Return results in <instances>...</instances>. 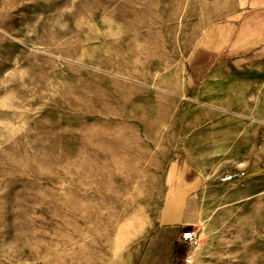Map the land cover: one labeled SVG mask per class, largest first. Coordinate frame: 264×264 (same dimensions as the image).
Wrapping results in <instances>:
<instances>
[{
	"label": "rangeland",
	"instance_id": "374dc122",
	"mask_svg": "<svg viewBox=\"0 0 264 264\" xmlns=\"http://www.w3.org/2000/svg\"><path fill=\"white\" fill-rule=\"evenodd\" d=\"M239 12L0 0V264H159L186 193L182 264H264V36Z\"/></svg>",
	"mask_w": 264,
	"mask_h": 264
},
{
	"label": "crops",
	"instance_id": "0c3cea01",
	"mask_svg": "<svg viewBox=\"0 0 264 264\" xmlns=\"http://www.w3.org/2000/svg\"><path fill=\"white\" fill-rule=\"evenodd\" d=\"M241 2V14L235 19L241 21L242 27L244 26V20L251 18L252 28L259 30L256 32L257 36H264V0H240ZM230 20V19H229ZM195 196L190 193H186L181 196H173L166 202V210L163 213V217L160 221L161 234L157 238V244L160 256L162 255V262L159 264H171L173 261V250L176 241L188 250L190 246L187 242L181 240V234L187 230L188 227H193L198 220V210L195 205ZM165 227L176 229V234L172 237L171 243L165 246V235L163 234ZM160 248H163V253Z\"/></svg>",
	"mask_w": 264,
	"mask_h": 264
},
{
	"label": "trees",
	"instance_id": "16d2710c",
	"mask_svg": "<svg viewBox=\"0 0 264 264\" xmlns=\"http://www.w3.org/2000/svg\"><path fill=\"white\" fill-rule=\"evenodd\" d=\"M187 256V250L184 248L179 241H176L174 250H173V261L172 264H182L183 260Z\"/></svg>",
	"mask_w": 264,
	"mask_h": 264
},
{
	"label": "built area",
	"instance_id": "2783aa9c",
	"mask_svg": "<svg viewBox=\"0 0 264 264\" xmlns=\"http://www.w3.org/2000/svg\"><path fill=\"white\" fill-rule=\"evenodd\" d=\"M194 239H195V231L193 228L187 229V230L183 231L181 234V240L184 242H187L188 244L192 245ZM186 261L188 263L191 262L190 256H187Z\"/></svg>",
	"mask_w": 264,
	"mask_h": 264
}]
</instances>
